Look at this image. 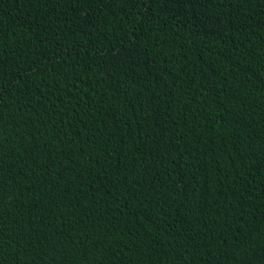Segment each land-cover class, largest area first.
I'll use <instances>...</instances> for the list:
<instances>
[{
    "label": "trees",
    "instance_id": "trees-1",
    "mask_svg": "<svg viewBox=\"0 0 264 264\" xmlns=\"http://www.w3.org/2000/svg\"><path fill=\"white\" fill-rule=\"evenodd\" d=\"M0 264H264V0H0Z\"/></svg>",
    "mask_w": 264,
    "mask_h": 264
},
{
    "label": "snow or ice",
    "instance_id": "snow-or-ice-1",
    "mask_svg": "<svg viewBox=\"0 0 264 264\" xmlns=\"http://www.w3.org/2000/svg\"><path fill=\"white\" fill-rule=\"evenodd\" d=\"M3 140H4L3 130L2 128H0V142H2Z\"/></svg>",
    "mask_w": 264,
    "mask_h": 264
}]
</instances>
